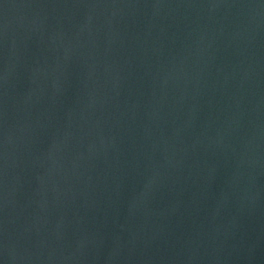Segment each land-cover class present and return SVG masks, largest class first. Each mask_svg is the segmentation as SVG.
Instances as JSON below:
<instances>
[{"label":"water","instance_id":"95a60500","mask_svg":"<svg viewBox=\"0 0 264 264\" xmlns=\"http://www.w3.org/2000/svg\"><path fill=\"white\" fill-rule=\"evenodd\" d=\"M0 264H264V0H0Z\"/></svg>","mask_w":264,"mask_h":264}]
</instances>
